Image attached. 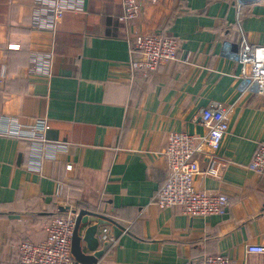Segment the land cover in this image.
Masks as SVG:
<instances>
[{
    "label": "crops",
    "instance_id": "obj_1",
    "mask_svg": "<svg viewBox=\"0 0 264 264\" xmlns=\"http://www.w3.org/2000/svg\"><path fill=\"white\" fill-rule=\"evenodd\" d=\"M122 3L83 0L51 31L32 25L38 0H0V264L19 262L21 241H43L65 205L123 227L104 226L113 244L98 264H197L213 254L264 264L248 250L264 244V172L250 166L264 141V93L241 89L242 64L225 54L227 41L264 42V0H163L132 23L119 20ZM144 33L180 45L149 76L132 65ZM34 52H53L50 75L31 70ZM212 100L231 111L226 168L196 184L225 193L228 211L191 218L160 208L168 137L203 134ZM38 120L49 125L44 140L27 135Z\"/></svg>",
    "mask_w": 264,
    "mask_h": 264
},
{
    "label": "built area",
    "instance_id": "obj_2",
    "mask_svg": "<svg viewBox=\"0 0 264 264\" xmlns=\"http://www.w3.org/2000/svg\"><path fill=\"white\" fill-rule=\"evenodd\" d=\"M162 1L123 0V12L119 20L132 23L140 16L146 4L159 5ZM82 8L83 0H38L32 25L55 31L67 10L82 11ZM179 47V41L173 35L139 34L134 42L138 55L132 60V65L149 76L161 64L175 60ZM225 47V54L242 64L240 88L264 93V42L251 43L242 37L239 43L227 41ZM52 58L53 52H34L31 56V70L50 75ZM3 74L4 70L1 72ZM200 122L205 128L203 134L174 131L169 135L164 150L168 176L154 201L160 208L179 207L184 215L191 218L223 216L229 208L228 196L220 191L200 188L196 179L200 175L220 177L224 172L226 163L220 158L219 152L230 130L231 111L223 102L212 100L203 107ZM48 128L45 121L38 120L27 135L44 140ZM3 131L7 134L10 129ZM203 153L208 158L205 168L201 167L199 158ZM250 166L255 172H264V141L254 152ZM65 206H69L67 211L55 213L51 218L43 241L23 240L19 243L17 264H77L72 254L77 213L73 211L72 205ZM248 250L264 254V244L250 245ZM197 264H232V259L223 254H213Z\"/></svg>",
    "mask_w": 264,
    "mask_h": 264
},
{
    "label": "water",
    "instance_id": "obj_3",
    "mask_svg": "<svg viewBox=\"0 0 264 264\" xmlns=\"http://www.w3.org/2000/svg\"><path fill=\"white\" fill-rule=\"evenodd\" d=\"M248 1V0H242ZM65 212L69 206L60 208ZM77 213L76 226L72 240V254L77 264H98L99 259L112 246L113 242L105 240L104 226H113L115 234L123 227L111 220L108 216L88 209L73 208ZM86 243V246H84ZM103 244V246H100Z\"/></svg>",
    "mask_w": 264,
    "mask_h": 264
}]
</instances>
